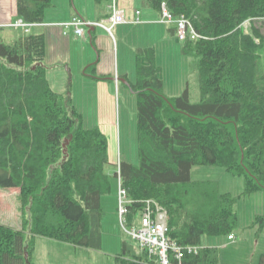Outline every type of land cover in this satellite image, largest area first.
Returning <instances> with one entry per match:
<instances>
[{
  "label": "trees",
  "instance_id": "trees-1",
  "mask_svg": "<svg viewBox=\"0 0 264 264\" xmlns=\"http://www.w3.org/2000/svg\"><path fill=\"white\" fill-rule=\"evenodd\" d=\"M141 1L159 16L165 4L199 35L180 41L169 26L166 43L171 54L179 47L175 55L197 60L200 101H191L189 84L180 96H166L158 48L135 50L136 81L126 79L137 98L139 162H120L115 193L106 173L107 136L98 126L85 128L71 94L55 92L48 81L45 35L23 33L9 42L0 27V188L18 189L23 211L22 229L0 223V264H32L39 238L101 250L103 198L113 195L120 227L132 239L120 221L118 177L129 229L150 202L167 213L174 242L200 247L182 264H221L212 240L235 234L240 197L221 193L215 181L194 180L193 168L221 167L244 179L243 196L264 193V0ZM52 6L17 0L18 17L42 23ZM254 224L263 226L264 215ZM132 241L123 243L116 264H161Z\"/></svg>",
  "mask_w": 264,
  "mask_h": 264
},
{
  "label": "rangeland",
  "instance_id": "rangeland-1",
  "mask_svg": "<svg viewBox=\"0 0 264 264\" xmlns=\"http://www.w3.org/2000/svg\"><path fill=\"white\" fill-rule=\"evenodd\" d=\"M111 3L108 5L110 8ZM83 19L87 24V20ZM112 18L101 20L105 26ZM246 23V24H245ZM244 24L248 27V21ZM93 24V23H91ZM13 28L14 23L11 24ZM172 45L165 41L160 44V63L164 66L165 89L168 97L180 96L189 84L190 97L193 103L200 101V85L197 60L174 54L179 47L172 50ZM171 57V58H170ZM168 63V64H165ZM132 67L131 77L135 79V63L126 61V66ZM114 92L116 98V124L120 129L116 148L120 162H139L137 143V98L130 92ZM65 94L62 92H58ZM72 96V105L83 115L85 128L96 127L99 124V106L94 103L95 92H66ZM111 164V163H110ZM108 164L106 173L110 176L113 192L118 190L115 180L116 166ZM192 178L197 181H215L219 184L221 193H230L240 197L235 210L239 217V227L235 230L236 240L230 242L227 237L216 238L213 245L220 246L221 264H261L264 261V225H255L258 216L264 215V193L259 192L243 196L244 179L230 175L225 169L217 166L194 167ZM105 212L102 228V249L75 248L71 244L46 238H39L37 251L32 264H116V258L122 253L123 243L132 239L122 230L117 214L116 195L103 198ZM26 217L30 215L27 212ZM0 223L13 229L23 227V211L19 200L18 189L0 188ZM44 240V241H41ZM49 242V243H46ZM133 242V241H132ZM221 246H224L221 248Z\"/></svg>",
  "mask_w": 264,
  "mask_h": 264
},
{
  "label": "crops",
  "instance_id": "crops-1",
  "mask_svg": "<svg viewBox=\"0 0 264 264\" xmlns=\"http://www.w3.org/2000/svg\"><path fill=\"white\" fill-rule=\"evenodd\" d=\"M117 1L125 11L128 23L112 32L109 22L105 27H89L85 42L66 24L75 16L93 24L104 20L109 8L96 6L94 0H52L53 6L46 11L43 22L34 25L30 32L45 35L47 77L55 92H95L93 100L100 108L99 124L96 125L108 138L109 161L116 168L120 157L116 142L121 134L116 124L114 92H120L122 88L123 92H130L129 83L136 81V77H131L133 70L130 65L126 66V61L135 63L137 48L156 46L160 62V44L170 39L169 26L161 23L159 15L146 9L141 0ZM138 11L141 12L140 23L136 24L133 21ZM18 19L17 0H0V27L5 28L3 35L9 42L24 33L11 26Z\"/></svg>",
  "mask_w": 264,
  "mask_h": 264
},
{
  "label": "built area",
  "instance_id": "built-area-1",
  "mask_svg": "<svg viewBox=\"0 0 264 264\" xmlns=\"http://www.w3.org/2000/svg\"><path fill=\"white\" fill-rule=\"evenodd\" d=\"M112 12L111 16V29L126 23L124 11H122L116 0L110 5ZM139 15V12H137ZM139 22V19L136 21ZM162 22L167 24L175 23L178 27V37L180 40H185L189 33L194 37L199 35L195 32L192 25L187 18L181 16L175 18L167 9L166 5L162 7ZM91 25L102 26V24H87L80 17H75L66 24L67 27L74 29L75 34L83 41L87 39L86 29ZM16 28H21L25 32H29L32 24H27L23 20H19L14 25ZM110 29V30H111ZM128 197L127 190L121 184L119 178V215L121 225L124 230L136 241L142 249H147L151 256H158L161 264H182L183 259L187 254L197 253L200 247H183L174 242L168 235V215L160 207H154L148 202V207L142 212L139 222H135L131 229L127 226V214H128ZM229 240H234L233 236L229 237ZM171 256L174 258L173 263Z\"/></svg>",
  "mask_w": 264,
  "mask_h": 264
}]
</instances>
